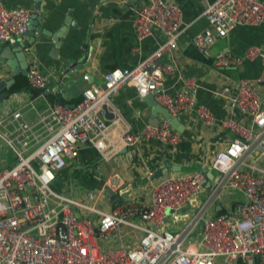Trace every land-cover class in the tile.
I'll use <instances>...</instances> for the list:
<instances>
[{
  "label": "built area",
  "instance_id": "2783aa9c",
  "mask_svg": "<svg viewBox=\"0 0 264 264\" xmlns=\"http://www.w3.org/2000/svg\"><path fill=\"white\" fill-rule=\"evenodd\" d=\"M30 12L27 6L0 0V41L10 35L23 39ZM201 13L207 23L190 42L205 51L235 25H264V0H211ZM130 21L137 39L153 29L162 39L134 65L106 70L103 86L83 87L72 105L57 100L37 105L48 75L27 58L26 80L40 91L13 98L15 105L0 110V264H213L217 256L226 262L264 264V45H249L239 54L223 46L213 54L218 70L254 59L261 66L254 78H227L215 89L227 103L216 120L197 102L193 77L170 92L162 85V72L172 65L154 63L161 53L172 51L186 26L179 7L169 0H144L130 13ZM24 49L29 52L28 46ZM123 86L138 95L154 93L170 115L192 111L202 125L218 123L231 132L210 159L212 183L206 185L201 169L171 171L148 179L147 198L135 200L123 198L127 185L107 177L102 186L120 197L108 207L111 199L103 187L76 194L72 186L58 183L61 169L81 146L94 147L107 160L139 139L177 144L179 133L165 118L131 131L110 99ZM202 193L179 229H169L166 217H174ZM221 194H228L232 204L216 213L211 203ZM123 224L135 234L131 243L125 236L122 241Z\"/></svg>",
  "mask_w": 264,
  "mask_h": 264
},
{
  "label": "crops",
  "instance_id": "0c3cea01",
  "mask_svg": "<svg viewBox=\"0 0 264 264\" xmlns=\"http://www.w3.org/2000/svg\"><path fill=\"white\" fill-rule=\"evenodd\" d=\"M144 0H41L40 9L32 7V0H3L5 5H24L40 15V25L48 32L61 33L58 36L59 47L55 48L49 35L33 30V39L26 41L14 36L17 41L24 40L28 46V62L33 61L37 68L56 82L57 73L64 63L76 62L81 65L79 69L66 77L59 85L65 87L73 81L78 91L76 94L65 88H43V97L38 96V106L46 101L57 100L58 94L63 98V103H71L79 98V91L91 84H101L103 73L112 67H130L134 65L145 53L153 49L162 39V35L156 29L150 34L137 39L131 25L130 13ZM174 2L180 9L186 26L176 37V45L171 52L161 53L155 64H170L172 70L162 72L163 86L172 92L182 88L186 77H193L195 84V96L197 102L209 108L217 120L225 114L226 100L218 96L215 89L227 78L245 76L254 78L261 72V66L257 59L245 60L235 67L216 69L212 64L213 54L223 46L229 48L234 54L241 53L247 46L252 44L264 45V25H235L225 36H216L213 43L205 51H200L190 39L194 33L206 25L202 15L205 4L211 0H169ZM16 45L8 39L0 41V55L4 60L0 61V79L11 76V68L5 62L6 55L15 52ZM5 51L7 54L3 52ZM27 54V53H26ZM19 73H21L19 71ZM15 74L13 75L14 78ZM14 81V79H13ZM46 83V84H47ZM54 85V84H53ZM52 85V86H53ZM61 85V86H62ZM8 87V86H7ZM4 87L2 91L5 89ZM5 91V90H4ZM40 91V90H39ZM38 91V92H39ZM26 87L17 91H10L2 96L0 91V110L10 104L15 105L13 98L36 95ZM111 102L123 117V122L128 124L131 131L136 132L144 124H150L156 119L160 120L161 113L152 114L150 106L136 94L135 89L123 86L110 96ZM236 114V113H235ZM155 117V118H154ZM178 120L184 129L179 132V141L176 145L159 142L156 139H139L133 145L123 147L107 160L103 159L92 146H81L75 159L68 161L61 169L58 183L63 187L72 186L81 193L85 189H99L103 187V180L107 177L117 178L118 184L127 185V193L123 198L146 199L147 180L171 171H189L194 169L209 168L213 152L222 146L231 135L229 130L221 128L218 123L204 126L192 111L177 114ZM179 165V169L173 166ZM166 167L165 171H162ZM184 168V169H182ZM155 171H160L155 175ZM213 174V171H211ZM115 175V176H113ZM115 182V181H114ZM194 202L186 204L166 226L171 230H177L182 223L174 219L183 218L190 214ZM232 196L240 198L239 193ZM228 194H221L211 203L214 211L225 212L232 204ZM108 206L116 203L110 198ZM108 202V199H107ZM192 205V206H190ZM122 241L130 243L135 234L129 231L125 224L121 225ZM125 236V238H124ZM108 242H118L117 237ZM213 264H242L240 260L226 262L217 256Z\"/></svg>",
  "mask_w": 264,
  "mask_h": 264
},
{
  "label": "water",
  "instance_id": "95a60500",
  "mask_svg": "<svg viewBox=\"0 0 264 264\" xmlns=\"http://www.w3.org/2000/svg\"><path fill=\"white\" fill-rule=\"evenodd\" d=\"M40 1L41 0H32V7L35 10L40 9L41 5H40ZM33 30L35 31H40L41 33L45 34V35H49L51 37V39L53 40V45L55 48L59 47L60 41L58 39V36L61 35V33L57 32H48L45 31L44 29H42V26L40 25V15H38L35 11L30 13L29 15V19L28 22L26 24V29L24 31V39L26 41H31L33 39ZM9 42L12 40V43H14L16 45V49L15 52L11 51L10 52V56L6 55L7 53L5 51H3L5 53V55L7 56L5 62L10 66L11 68V76L8 77L7 79L3 80L0 79V91L2 96H6L7 93L2 89L4 87L9 86L12 82H13V75L16 74L17 72H21L23 74H25L26 72V66H27V49L23 50V47L25 45V41L21 40V41H17L15 39V37L13 35H10L8 37ZM27 53V54H26ZM4 60V57H1L0 55V61ZM81 65L76 64V62H70V63H64V67H62L60 69V71L57 73L56 76V82L53 83V80L50 79L48 81V83L46 84V88H53L54 90H56L58 87L60 89L65 88L71 92H74V94H76V92L78 91L76 85L74 84L73 81H70L65 87H63V85H59V82L63 83L64 80L66 79V77H69L74 70H77L80 68ZM54 84V85H53ZM53 85V86H52ZM101 86H103V84H101ZM141 99L143 101H145L151 108L152 114L155 112H159L161 113L162 117L167 119L169 125L174 128L175 130L182 132L184 129L183 124L178 120V118L174 115H170L169 111L162 106L161 104H159L155 99H154V93H146L141 95ZM57 101L62 102L63 103V98L61 97L60 94H58L57 97ZM66 106L72 105L73 102L71 103H63ZM0 106H1V100H0ZM27 115L32 118L33 113L32 112H27ZM105 116L110 117L111 113L105 111ZM155 118V117H154ZM156 123V119H154L153 122H151V124ZM122 150H124V148H122ZM174 169H179V165L173 166ZM166 167L162 170L165 171ZM202 171H204L206 177H207V182L206 185H209V183H212L213 181V174L211 172L210 169L203 167ZM160 171H155V175L159 174ZM102 192L107 196L112 198L115 201H119L120 197L117 195L116 192H114L109 186H104L102 188Z\"/></svg>",
  "mask_w": 264,
  "mask_h": 264
},
{
  "label": "trees",
  "instance_id": "16d2710c",
  "mask_svg": "<svg viewBox=\"0 0 264 264\" xmlns=\"http://www.w3.org/2000/svg\"><path fill=\"white\" fill-rule=\"evenodd\" d=\"M26 87L30 88L32 93L38 92L40 90V88L33 87L27 82L25 74L17 72L14 76V81L4 90L5 92L9 93L10 91H17ZM215 212L221 213L220 210H216Z\"/></svg>",
  "mask_w": 264,
  "mask_h": 264
},
{
  "label": "rangeland",
  "instance_id": "374dc122",
  "mask_svg": "<svg viewBox=\"0 0 264 264\" xmlns=\"http://www.w3.org/2000/svg\"><path fill=\"white\" fill-rule=\"evenodd\" d=\"M6 155H8V157H10V154H9V153H6ZM182 169H184V168H182ZM54 188H55L56 190H59L61 187H60V186H54ZM201 197H203V195H201ZM170 219H172V217H171V216H168V217H166L165 221L168 222ZM174 220H175L176 222H178L179 224L183 222V218H182V217H180V218H177V217H176V219H174Z\"/></svg>",
  "mask_w": 264,
  "mask_h": 264
}]
</instances>
